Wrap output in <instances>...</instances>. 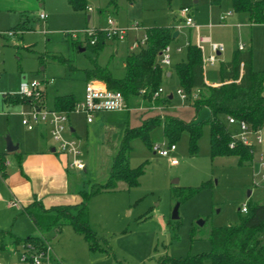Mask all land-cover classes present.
Segmentation results:
<instances>
[{
    "label": "rangeland",
    "instance_id": "374dc122",
    "mask_svg": "<svg viewBox=\"0 0 264 264\" xmlns=\"http://www.w3.org/2000/svg\"><path fill=\"white\" fill-rule=\"evenodd\" d=\"M107 1H91L92 12H76L70 7L68 0H43L42 7L37 4L30 12L32 17H38L41 11L49 15L47 21H38L39 28L34 25V30L23 32L22 38L18 35L7 38L6 35L3 37L0 34V150L6 149L9 137L15 144L22 143L23 151L26 149L25 143H31L37 135L36 130L30 131L22 123L21 114L28 111L30 106L15 100L22 81L39 80L44 84L45 81L53 79L54 83L42 85L46 91L47 106L51 109L53 98L57 95L73 94L77 101L83 99L86 88L84 69L92 66L93 59H97L102 65H109L114 76L124 77L123 63L127 56L125 45L118 44V54L113 55L112 44H108L97 57L90 48L83 52L74 49L70 45L72 37L66 35L68 31L82 32L94 26L106 28L108 17L119 19L121 24H129L132 21L141 23L142 35L146 28L170 26L174 22L183 23L179 11L184 7H193L194 20L198 25L197 35L212 36L214 41L224 42L227 46V52L218 58L215 65H208V80L219 81L220 64L230 59L240 40L253 49L254 69L264 70V24L250 26L245 15L238 16L241 22L247 24L238 32L234 27H221L217 15L211 17L209 0H197L196 3V0H135L132 4L127 0H119L118 12L110 10L105 13ZM101 8L105 14L100 13ZM221 9L226 14L234 12L232 5L227 3H222ZM20 15L19 12L0 13V33H20L13 30L19 23ZM88 15H92L90 23L87 22ZM232 20L229 18L230 23H233ZM211 24L214 27L210 28ZM179 36L176 42L171 43V47L175 50L176 46H181L184 49L182 55L185 56V45L188 40H196L195 32L190 34L188 29H183ZM76 39L85 40L83 34ZM202 48L205 56H208L207 46L202 45ZM54 56L68 59L74 69L59 63ZM178 57L177 54L173 55V63ZM168 91L174 95L175 100L172 103L177 108L182 104L176 95L177 86H169ZM144 102L141 96L131 98L129 115L134 116V112L145 110ZM181 114L186 121L192 120L194 116L189 108L183 109ZM129 115L127 112L110 114L107 127L97 132L88 125L86 117L75 113L71 115L78 124L80 138L77 143L81 150L80 159L83 164H88L86 173L73 169L71 179L81 183L80 187L84 192H90L93 186L102 185L108 180L113 164L111 157L119 148L125 127L128 125L131 128L132 117ZM208 117L209 113L203 111L201 118ZM222 120L227 123L226 118ZM231 128L233 135L240 133L236 125ZM209 137L210 129L204 127L203 136L198 142V153L191 155L189 134L183 133L175 144L177 150L164 157L155 151L156 147L168 143L162 126H157L150 132L149 143L152 148L147 146L141 137L132 138L129 144L130 167L143 166L144 171L139 177V185L129 188L124 181H119L116 190L102 192L101 195L91 198L88 205L89 225L98 236L105 239L103 245L110 247L117 263L176 264L173 259L209 251V236L213 228L237 225L240 209L249 200L264 204V183H258L261 169L257 158L264 151L262 145L254 144L253 165L250 163L241 166L239 159L234 156L212 158ZM42 141L47 147L56 145L50 135ZM107 152L110 154L107 155ZM8 157L11 163L8 172L11 173L16 167V157L13 153ZM172 159L178 161V165L174 166ZM256 179L258 185H255ZM204 183L209 184L194 197L181 203L179 219L173 220L172 214L176 204L173 188H196ZM1 186L2 182L0 194L4 193ZM2 202L0 201V229L15 234L22 233L23 236L31 234V229L32 232L34 229V235L37 234L29 218L21 215L20 209L11 208L8 201ZM55 230L47 231L46 234H49L53 247H59ZM65 231L62 240L66 243V253L71 263L91 264V259L87 261L88 259L85 260L80 255L78 258L74 255L75 250L80 247L84 248L85 254L89 253L85 242L82 239H78L81 243L74 241L77 235L73 229L65 228ZM261 236L264 243V233ZM111 260H114L112 256ZM1 262L9 264L0 260Z\"/></svg>",
    "mask_w": 264,
    "mask_h": 264
},
{
    "label": "trees",
    "instance_id": "16d2710c",
    "mask_svg": "<svg viewBox=\"0 0 264 264\" xmlns=\"http://www.w3.org/2000/svg\"><path fill=\"white\" fill-rule=\"evenodd\" d=\"M132 3L134 0H127ZM219 2L221 0H212ZM232 3L236 13H246L253 24H264V0H228ZM70 7L76 12L88 11L90 0H68ZM104 11H118V0H108ZM100 12H103L100 9ZM24 28V25L20 26ZM97 42L91 45V37L83 35L84 41L70 38V45L80 50L83 46L90 48L95 54L101 50L108 39L100 28L95 29ZM174 30L167 26H155L146 29L147 41L137 51H132L125 60V75L122 78L114 77L107 66H100L92 60V67L84 69L85 81L100 80L110 90L122 92L127 103L131 98L141 96L144 101L154 106H167L171 103L168 96L153 101V94L162 87L165 73L161 65L162 50L170 45L174 38ZM186 60L178 62L173 70L178 78L180 88L186 93L193 107L195 116L191 121L165 113L147 117L142 125L132 129L127 128L120 142L119 150L112 160V167L108 180L102 185L92 187L90 192H82L83 202L80 206H56L45 209L39 202H33L23 210L32 220L41 234L63 226H71L88 243L91 251H104L101 244L105 239L99 237L89 225V201L102 192L113 191L119 181H124L129 188L139 185L143 166L130 167V141L134 137H141L150 146V132L157 126H162L164 135L169 144H176L183 133L189 134V152L198 153V142L203 136L204 127L210 129V154L212 158L234 156L239 159V165L250 164L254 161L253 148L235 140V147L231 148L232 133L222 118L229 116L238 121H245L253 130L264 125V70H254L253 50H237L230 61L221 63V82L219 86H211L205 82L202 51L196 44L186 47ZM59 63L74 69L70 61L63 57H53ZM15 100L27 103L19 95ZM55 109L71 111L78 101L71 94L57 96L54 99ZM209 110L208 118H201V111ZM152 148V146H150ZM7 153L0 152V176L7 177ZM209 183L200 187H174L173 198L176 203L194 197ZM247 213H241L237 225L213 228L209 240L211 249L182 259H173L176 264H264V204L249 200ZM1 236L13 238L16 246L23 243H33L43 246V236H27L19 238L0 229ZM106 242V241H105ZM107 251V250H106ZM117 264H124L122 262Z\"/></svg>",
    "mask_w": 264,
    "mask_h": 264
},
{
    "label": "crops",
    "instance_id": "0c3cea01",
    "mask_svg": "<svg viewBox=\"0 0 264 264\" xmlns=\"http://www.w3.org/2000/svg\"><path fill=\"white\" fill-rule=\"evenodd\" d=\"M91 1H95V0H90V2ZM196 2H197V0L195 1V3ZM222 3H227V4L232 5V3H230V1H228V0H221L219 2H214L212 0H209V4L211 5V17L214 18L217 15V17L219 19L218 22H219V24H221L220 25L221 27L222 26L234 27L237 29L238 32H240V30L242 28L247 26L246 23L241 22L242 20L239 19L238 16H241V15H243V16L245 15V18H247V22L250 24V26L257 25L254 23L252 24L250 22L248 15L246 13H239V12L236 13L234 11V12H231V14H226L225 12H222V9H221ZM37 4L40 7H42L43 6V0H0V13H4V12H6V13H18L19 12L21 14L20 15L21 18L19 20V23H17V25L13 28V30L19 31L20 33H15L13 35V37L18 35L20 38H22L23 32L29 31V30H34L33 29L34 25H36L37 28L40 27V25H38V21L42 20L40 18V14L45 13V12L41 11L39 16L38 17L33 16L34 18L30 15V12L35 9V6ZM89 6H90L91 10H88V11L92 12L93 8L91 7L90 4H89ZM101 9H103V8H101ZM192 9H193V20H194V8L192 7ZM107 12H109V11H106L105 13H107ZM100 13L105 14L103 12H100ZM234 15H237L236 17H238V18L234 17ZM46 16H47L46 19L42 20V21L48 20L49 15L46 14ZM222 16H224V19H225L223 21L221 19ZM229 18L233 19L232 20L233 23H230ZM176 19H175V21H177ZM91 21H92V15H88L87 16V22L90 23ZM119 21H120L119 19L116 20L118 25L121 27H129L130 25L135 23L134 21H132V23H129V24H121V22H119ZM179 24H180L179 22H174L172 25L167 26V27L173 28L174 34L176 32L178 33L176 35L177 37L175 38V41H173L172 43L176 42V39H178L180 37L179 36L180 32L183 29H186V30L188 29L190 34H191V32L192 33L195 32L196 40H194V41L188 40L187 41V43L185 45V51H186V47L189 44H196L197 45L198 37H200L199 35H197L198 34V25H197V22L195 20V24H196L195 28L190 29V28H184L183 27L181 29H177V28L174 29V26L179 25ZM21 25H24V28L23 27L21 28L20 27ZM140 25H141V27H143L141 23H140ZM153 27H155V26H153ZM211 27H214V25L211 24L210 28ZM96 28H101V27L94 26V28H92V29H96ZM146 29H144V32L142 33V35H141V32L143 31V29L140 31H137V32L129 33V36L127 37L128 39L123 41V42H120L118 40L108 41L106 43V45L101 50L98 51L97 57L100 56V52L103 51L108 46V44H112V51H113L112 54L113 55L118 54V50H119L118 44L126 46L127 56L130 54V52L137 51L139 48L133 49L132 46H133L136 39L142 38V36L146 32ZM0 34L3 37H4V35H6L7 38L12 37V36H8L5 33H0ZM207 37H209L211 39V41L217 42V41L213 40L212 36H207ZM207 37H200V38H207ZM219 43H222V42H219ZM240 43H242L244 46V48L241 51H248L251 49L250 47L248 48V46L244 43L243 40H240L238 42L237 48L233 49L234 51L232 52L231 57L228 61L231 60L232 55L235 51L240 50L239 49ZM202 45L207 46V50L209 51V54H210L211 51H210L209 44L203 43ZM224 45H225V51L222 54H220L219 57L227 52V46L225 43H224ZM169 46H170L171 52H172V59H171V65L170 66H163L162 65V67L165 70V73H164V76L162 79V87L164 88V93L162 96H164V97L168 96L169 99H171V103L167 106H164V105L156 106L159 109L152 110V109H150V107L153 104H149L148 101L147 102L145 101L144 102L145 110H143L141 112H136V113L134 112V116L129 115L128 111H116V112H127L129 117L130 116L132 117L130 119V123H131L130 127L131 128L139 127L140 125H142V122L145 119H147V117L157 115V114L161 115L162 119H163L165 113L171 114V115H174L177 117L179 116L182 118V116H181L182 110L188 109V108L190 110H192V114L194 116L196 114V113H194L193 107L190 104V100L189 99L183 100L182 98H180V96L178 94V90L181 88H180L179 83H178V78H177V76L173 70L174 65H176L178 62H182V61L186 60V54H185V56L182 55L184 52V49L181 46H176V48H181L180 51H177L176 48H175V50H173L171 47V44ZM84 49L86 50L85 47H84ZM200 51H202V50L200 49ZM204 52L205 51H202V57L205 55ZM186 53H187V51H186ZM174 54L179 55V57H178L177 61L173 63V55ZM127 56H126V58H127ZM126 58H125V60H126ZM93 60H95L97 62V59H93ZM125 60L123 63V69L125 66ZM225 62H227V61H225ZM97 64L100 66H107L108 69H110L109 65H102L98 62H97ZM214 65H209V66H214ZM91 67H89V68H91ZM207 68H208V66L206 67V69ZM206 69H204L205 82L211 86L221 85L222 84L221 73H219V75H220L219 81H210L206 78ZM110 70L113 74L112 69H110ZM220 70H221V67H220ZM113 76H114V74H113ZM84 77H85V75H84ZM114 77H116V76H114ZM91 81H98V80H91ZM52 83H54V82H52ZM85 84H86V81H85ZM171 85L177 86L176 95L182 101L181 102L182 104L180 106H178L177 108L172 103L175 100L174 95L172 93H169V91H168V88ZM44 93H45L44 102L46 103V106H47L46 91ZM84 93H85V91H84ZM71 95H73V94H71ZM263 95H264V91H263ZM57 96H65V95H57ZM57 96H54V98H53V101H52L53 107L51 109H55L54 99ZM74 99H75V97H74ZM5 101H6V97L4 96V102ZM75 101H77V100L75 99ZM78 102H80V101H78ZM24 104H27L29 106L28 103H24ZM128 106H129V103H128ZM169 108H171L173 110L170 111ZM203 111H206L207 113H209L208 109H203L201 111V114ZM116 112H100L99 114L95 115V120L93 123H88V122L87 123H88V125H91V128L93 129L94 132H97L98 130H101V129L104 130V128L107 127V118L109 117L110 114L116 113ZM72 114L73 113H71L69 115L70 120H69V124H68L69 130L67 132V137L69 139L72 138V139L77 141V139L80 138L79 133H78V124H77V120H75V119H73V117H71ZM209 115H210V113H209ZM194 116H193V119H194ZM200 117H201V115H200ZM226 120H227V118H226ZM86 121H87V118H86ZM189 121H191V120H189ZM233 125H236L237 128H239L237 124H228V122H227V126L230 129V131H232L231 126H233ZM127 128H129L128 125L124 129V134H125V130ZM131 128H129V129H131ZM34 130L37 131L36 132L37 135L35 136V138H33V141L31 143H25L26 149H24L22 151L21 148H22L23 144L20 143V144H18V146H19L18 151L13 152V154L16 157L15 169H13L11 171V173L7 172L8 173L7 177H1L0 176V182H2L1 187L4 190V193L0 194V201H3L2 203H6L8 201V206H10L11 208L20 209L21 215H24V216L26 215L29 218V220L31 221L32 226L37 230V234L34 235V233H35L34 229L32 232V229L30 228L31 234H27L26 236H23L22 233H16L15 234L12 231H10L9 233H11V234H13L19 238H26L28 235L29 236H41L42 235L46 241L51 243V239L48 237L49 234H46V233L41 234L39 232L38 228L35 227V225L33 224L30 217L26 213H24L23 210L25 209V207L29 206L30 204H32L35 201L41 203L43 205V207L47 210L52 209V208H56V206H66V207L67 206H70V207L80 206L83 202V196L81 195V193L84 192V190H82L80 187L81 183L71 179V171L74 169L72 167H69L71 157H69L68 155L60 153L56 149L55 144H54V146L50 145L49 147H47V145H44L42 143L43 142L42 140L50 135V133L48 132V126L44 125V124H40ZM34 130H32V131H34ZM239 130H240V128H239ZM122 138H121V140H122ZM121 140H120V142H121ZM120 142H119V145H120ZM119 145H118V147H119ZM262 147L264 148V145H262ZM119 148H117V152H118ZM0 152L7 153L6 160H7V165H8V169H9L11 163L9 162L8 155L10 153L7 152L6 149L0 150ZM117 152H116V154H117ZM109 154L110 153L107 152V155H109ZM115 155H112V157H111L112 160L115 157ZM251 165H253V162L251 163ZM85 166H86L85 169L82 171L86 173V171H88V164L86 163ZM174 166H176V165H174ZM79 171H81V170H79ZM13 200L18 201L20 203V207L11 206L10 203ZM65 228H70V229L74 230V228L71 226H63L61 229L55 230L56 231V240H58L60 245H58L59 247H55V246L53 247V244L51 243V245L53 247L54 256H55V258H57V262H56L57 264H72L71 261L69 260L68 256H67V253H66V251H67L66 243L64 242V239L62 240V238L64 237V234L66 232ZM93 230H94V228H93ZM3 231L8 232L5 230H3ZM75 233L77 236L74 237V239H75L74 241L77 243H81V242H79L81 240H78V239H82V241L85 242V245L87 247V251L89 250L88 251L89 253L87 252L88 254H85L86 252L84 251V248L80 247V249L75 250V252H74L75 257L78 258V256L80 255V257L85 258V260L88 259L87 261H89L91 259L92 260L91 264H97V263L98 264L99 263L116 264L117 263V259L114 256V254L111 251L109 246H105L102 243L101 247L103 249L105 248L104 251H91L89 249L88 243L84 240L83 236L79 235L76 231H75ZM68 236L70 237L69 232H68ZM76 237H78V238H76ZM17 256H18V250H17L16 244H14V242H13V238L6 236V235L5 236L0 235V260L11 264V262L13 260H15L17 258ZM111 256L113 257L114 260H111Z\"/></svg>",
    "mask_w": 264,
    "mask_h": 264
},
{
    "label": "built area",
    "instance_id": "2783aa9c",
    "mask_svg": "<svg viewBox=\"0 0 264 264\" xmlns=\"http://www.w3.org/2000/svg\"><path fill=\"white\" fill-rule=\"evenodd\" d=\"M91 10V8L89 9ZM227 14H231L228 12ZM180 19L183 23L174 26V29L181 28H195V20H193V9L184 7L179 11ZM46 14L41 13L40 18L42 20L46 19ZM222 21L225 20L224 16L221 17ZM108 27L100 28L108 41H125L127 40L129 33L137 32L142 30L140 23L135 22L129 27H121L118 25L116 20L112 17L107 18ZM8 36H13L14 32L8 31L4 32ZM87 35L91 37V45L96 44V32L95 29H85L82 32H70L68 31L66 35H70L73 39H76L79 35ZM146 32L140 39H136L132 48H140L141 46H145L147 41ZM208 43L210 47L211 53L206 57L203 56V66L204 69L208 65H214L219 58V55L225 51L224 43L213 42L209 37L200 38L198 37L197 46L203 51L202 44ZM244 48L243 44H239V49L242 50ZM177 51H180L181 48H176ZM172 59V52L170 46H166L162 50L161 56V65L170 66ZM46 83H42L39 80L32 81H22L20 85L19 97L25 99L30 106L28 111L22 112V123L26 126V128L30 131L36 129L38 125L44 124L48 126V132L52 137L53 141L56 143V149L65 155L71 157L69 167H72L77 170H84L85 164L82 163L80 159L81 150L78 148V143L76 140L67 137V132L69 130L68 124L71 113L80 114L87 118L88 123H93L95 120V115L100 112H116V111H129V106L127 101L125 100L122 92L118 90H110L105 83L102 81H88L85 86L84 97L80 102H77L75 107L69 111H58L56 109H49L44 102V92L45 88L42 85L52 84L53 79L51 81H45ZM164 93V88H160L156 93L153 94V101L162 97ZM178 94L180 98L183 100H188L186 93L182 90H178ZM150 109L155 110L159 109L156 106L152 105ZM228 124H237L240 128V133L237 135L232 134V142L230 143V147H235V140L240 143H244L245 145H249L254 148V144L264 145V125L262 128L253 130L245 121H238L234 117H227ZM177 150V145L175 144H163L155 148L156 153L159 156H170L173 152ZM258 163L260 166V175L258 178V183H264V152L259 154ZM173 165H178V161L172 159ZM257 179L255 181V185H258ZM11 206L20 207V203L16 200L11 201ZM241 213H247L248 205L246 203L243 204V207L240 209ZM44 245L39 247L33 243H23L17 247L18 256L15 260L11 262V264H57V258L54 256L53 247L51 243L44 239ZM2 264V263H0Z\"/></svg>",
    "mask_w": 264,
    "mask_h": 264
},
{
    "label": "water",
    "instance_id": "95a60500",
    "mask_svg": "<svg viewBox=\"0 0 264 264\" xmlns=\"http://www.w3.org/2000/svg\"><path fill=\"white\" fill-rule=\"evenodd\" d=\"M178 33L176 32L173 36L174 38H176ZM85 49H81L80 51L83 52ZM19 149V146L18 144H14L13 141L11 140V138H7V141H6V150L7 152L9 153H13V152H17ZM175 183L177 184L178 183V180L175 181ZM180 204L179 203H176L175 206H174V210H173V214H172V219L173 220H178L179 219V210H180Z\"/></svg>",
    "mask_w": 264,
    "mask_h": 264
}]
</instances>
